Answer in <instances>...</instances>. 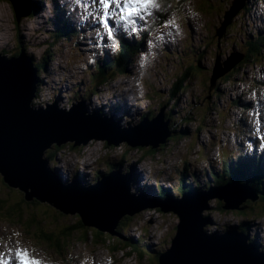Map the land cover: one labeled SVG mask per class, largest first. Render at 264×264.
I'll use <instances>...</instances> for the list:
<instances>
[{
	"label": "rangeland",
	"instance_id": "obj_1",
	"mask_svg": "<svg viewBox=\"0 0 264 264\" xmlns=\"http://www.w3.org/2000/svg\"><path fill=\"white\" fill-rule=\"evenodd\" d=\"M41 1L44 2L43 0ZM50 1L53 2V0ZM165 1L168 0H156L158 7L161 8L163 25L155 29L154 32L158 31L162 32V34L150 36L141 46L140 43L134 44L143 53H139L132 62L131 66L133 69L130 70L132 73L115 75L112 81L101 84L96 89H94V76L98 68L97 62L87 59V55L81 56L82 52L87 54V46L73 51L72 38H65V41H59L51 47V50L50 48L48 49V56L51 57L47 58L45 50L48 43L37 46L36 42L39 43L40 40H46L48 36L49 41L52 40V36L49 35L48 31L53 28V19L47 16L49 23L45 24L43 28L42 26L38 28L39 25L34 27V30L41 29L37 32L24 28L22 35L25 34L27 37L31 35L30 41L32 43H27V46L31 48V52L35 54L38 61L45 57V62H47L46 71L40 77V90L37 94L38 98H36L39 99V104L36 106L45 107L47 102H55L57 96L56 105L61 109H69L72 100L75 102L76 100L87 99L85 107L89 113L99 111L105 115H112L114 117L107 115L108 119H113L115 122L112 121L119 126L136 125L146 114L151 117L159 114L162 107L165 114H171L173 101L165 100L168 98L172 83L178 80L186 70L190 71L189 69L192 68L190 62L195 63V56L192 51L202 57L201 61H198L201 66L197 69V75L193 74L196 73L193 70L188 75L187 91L181 95L177 107H175L178 112V116L173 118L177 121L176 131L173 136L171 135L172 137L170 136L171 141L167 140L165 142L166 147L164 149L159 151L156 149L157 151L151 154L152 157H148L149 155L143 154V151H136L137 147H130L126 142H121L118 145H107L102 140H91L85 145L75 148L70 147V142L63 144L62 148L53 147L55 146L53 145L45 151L44 156L47 157L55 148H60L55 156L57 162L53 161L50 166L55 168L62 180H67L70 183L74 179H79L78 176H73L78 172L84 176L82 183L89 185L99 177L100 173H107L110 171L111 165L117 164V167L123 173L129 171L134 174L139 173L136 176L137 181L134 179V174L131 176L133 191L141 192L140 190L144 187L143 183L144 185L150 183L151 187L146 190V185L144 189L147 194H154L155 190L152 185L154 177L166 186L171 184L176 190L177 176L180 175L181 170L187 174L196 173L197 175L195 178L187 179L186 182L196 179V182H198L196 184L204 186L206 181H211L210 177L208 178L207 176V169L209 173L219 169L216 168L215 163L221 160L213 159L217 155V151L219 159H223L225 149L232 150L230 146H233L235 142L241 140L245 141L244 145L247 144L246 141L250 138L249 129L252 117L250 118L249 112L244 111L243 114L246 119L250 118V120L243 121L239 118L241 111L238 109L237 102L241 101L234 98L238 93H243L241 94L242 96L248 91L251 83L255 80L254 77L263 76L264 65L255 66L260 64L263 54L254 58L258 63L249 62L241 65L239 71L235 72L229 81H218L215 85H211L212 89L210 92L208 91L209 76L217 55L219 56L222 53L224 55L222 57L226 58L234 48L237 51L244 50L246 46L244 39L251 35L256 36L259 34L264 38V12L261 11L264 0H251L246 10L240 11L231 17L230 27L228 26L229 28L227 27L223 33L220 31L221 23L224 21V15L230 9L233 0H179L169 4H166ZM31 2L37 3L38 0H31ZM253 2L255 3V8L250 10L249 6ZM40 4L42 3L40 2ZM160 4L163 5L160 6ZM48 5H50L49 1ZM171 7L173 9L168 12ZM42 8L41 6V10ZM153 8L154 6H148V8L142 10L150 20H153V17L156 16L153 14ZM159 16L161 17V15ZM12 17V9L5 0H0V26L5 29V31H0V33L5 38L8 36L10 38L11 36L9 42H5L6 39L0 37V53L6 56H11L9 53L16 51L17 48H20V45L23 46L21 37L16 39L17 34L21 35L22 24L27 27L34 25L31 20L22 19L23 21L17 22ZM185 19L186 22L184 23ZM39 20L42 21V19ZM170 21L172 23H169ZM186 28L190 30H186ZM174 31L180 36L179 39L184 41L182 40L179 44L174 42L173 36L169 34L171 32L176 37ZM217 31L221 33L219 36L221 39L216 37V35L218 36ZM35 35L39 37L37 41H35ZM23 39L25 40V36H23ZM58 39L60 38L55 37L53 42ZM186 40H190L191 43L187 45ZM155 44L160 45L165 50L168 49V54L163 55L157 63H155L152 54ZM75 47L78 46L76 45ZM240 54L243 55V52ZM156 56L159 55L156 54ZM169 57V60H164ZM63 67L65 70L62 69ZM237 67H239V64ZM74 68L76 69L74 70ZM66 69L70 71L69 74ZM239 76L241 78H238ZM215 88L221 91L220 99H217L214 95L209 97L212 91H216ZM132 89L134 91L137 90V96L130 95ZM91 90L96 91L94 93L97 94L89 93ZM125 95L128 100L124 98ZM256 95L255 93L254 97ZM135 97L140 99L138 109L131 107ZM213 98L217 100H215L214 104L212 103L211 106L213 108L208 110L205 104H208V101L213 100ZM242 99L252 102L254 100L251 97V92ZM87 101L91 104L87 105ZM89 108H94L93 112ZM181 118H187L188 121H182L183 119L181 120ZM127 121H130V125H128ZM235 124L237 127L245 129V132L239 131ZM259 126H261V122L255 126L257 132L260 130ZM234 129L235 135L232 133ZM250 142H254L256 146L259 145L257 140ZM201 148H204V153L199 155ZM94 151V154L89 155L90 152ZM139 157V163L135 167L136 171L131 170V164H134ZM225 159L232 161L236 159V156L234 158L225 157ZM263 163L264 159L262 160V165ZM210 164H214V166L211 167ZM2 183L4 182L0 175V200L6 198L7 202L13 203V200L23 199L24 192ZM174 195L177 197L179 194ZM35 201L36 204H48L47 202ZM209 203L210 208L204 212L212 220L211 225L208 226V232H222L226 228L225 226L238 224L242 219L237 217V213H239L237 209H222L220 211L218 203L221 202L210 200ZM253 204L257 208H264V202L259 201V199ZM6 207H8V204ZM36 207L38 205L33 203L27 205L22 203L21 206L18 205L17 207L18 214L11 212V208H9V212L1 207L0 232L2 229L8 228L12 235V241L8 244L12 250H26L28 256L40 261V264H155L154 261H150L153 259L152 252L157 250L161 252L170 247L171 239L175 234L176 224L178 223V218L173 213L164 214L157 208L146 210L130 217L126 231L123 234L119 232V236L115 235L117 241L104 232L103 234L107 240L101 242L95 238L96 232L92 231L90 233L94 237H91L90 233L87 232V237L83 240L82 236L85 230L80 228L78 232L74 233L72 239L67 242L69 248L65 249L63 244V248H60L55 245L54 240H48V235L51 232H59L63 226H68V224L75 222L74 215L77 214H63L48 204V207L62 214L58 216L55 212L53 217L49 218L48 214L45 215L43 211L41 212ZM260 209L252 211L251 216H248V219L244 217L243 221L252 220L258 225L256 227L251 226L249 235L257 243L264 245V212L260 213ZM36 211L39 213H36ZM48 212L50 213L49 210ZM247 213L248 211L245 214ZM86 228L92 229L93 227ZM125 237L142 239L136 241V246L132 245L135 251L130 253V255L125 254L129 250L123 246V243L127 240ZM112 241L120 244L117 251L109 249ZM136 250L142 251L144 256L139 257V252ZM16 260L17 264H19L20 260L18 257ZM16 260L3 258L1 263L12 264Z\"/></svg>",
	"mask_w": 264,
	"mask_h": 264
},
{
	"label": "water",
	"instance_id": "obj_2",
	"mask_svg": "<svg viewBox=\"0 0 264 264\" xmlns=\"http://www.w3.org/2000/svg\"><path fill=\"white\" fill-rule=\"evenodd\" d=\"M5 1L17 22L30 15L31 0ZM244 4V0H233L224 15L221 32ZM218 34L221 35L219 31ZM242 57L232 52L223 62L216 58L210 90ZM36 76L37 70L24 54L10 59L0 54V175L4 183L24 192L28 202L35 199L63 214H78L85 226L111 235L116 234L123 216L156 208L164 214H175V234L170 247L160 254L159 264H264V253L238 229L229 227L223 233H208L205 229L211 223L208 216H203L210 208V200L221 202L223 210H240L243 202L259 199L260 194L248 185L226 183L201 193L185 192L179 199L154 201L135 196L131 192L132 175L119 170L103 175L89 187L62 185L44 156L53 145L70 142L77 147L102 140L107 145L126 142L130 147L155 149L171 136L169 122L163 107L159 114L145 117L133 127L119 126L98 113L86 114L84 101L66 110L55 104L35 108Z\"/></svg>",
	"mask_w": 264,
	"mask_h": 264
},
{
	"label": "trees",
	"instance_id": "obj_3",
	"mask_svg": "<svg viewBox=\"0 0 264 264\" xmlns=\"http://www.w3.org/2000/svg\"><path fill=\"white\" fill-rule=\"evenodd\" d=\"M245 9H247V8H245ZM37 11H38V6H35L33 4L31 6V15L36 14ZM158 19L162 20V14H161V17L159 16ZM158 19L156 18L153 21H151L150 24H149V28L155 29V28L159 27L161 21H159ZM63 34H64L63 32H60V33L56 32V33L52 34L51 35L52 36V40H54L55 37H59V38L63 37L64 36ZM23 36H25V40L23 39ZM21 39H22L23 46L28 51L26 56L31 61L32 68H35L37 70V76H36V79H35L36 80V82H35V96L33 98V101H34V99H35V101L32 104V106L34 107L35 105L39 104L38 103L39 99H36V98H38L37 94H38V92L40 90V88H39L40 87V83H41L40 77L42 76V73L44 74V72L46 71L47 62H45V60H46L45 57H43L41 59V61L37 60L35 54L31 52V48L27 46V43H29V40H28V37L25 34L21 36ZM246 45H247V48H246L247 51L246 50L243 51V52H245L244 56H246V57H244V59L239 63V67H237L238 64L235 65L233 70L227 76L221 78L219 81H222V82L227 81L228 79H230L232 77V75L235 74V72L239 71L241 65H244V64L248 63L249 61H254V58L257 55H259L262 51H264V49H263L264 48V38H262V37H254L253 35H251L250 37H248V39L246 41ZM192 52L194 53L195 60H197L196 63L191 64L192 68L189 69L190 71L186 70L184 72V74L181 75V77L178 80H176L175 82L172 83V85L170 87V90H169V93H168V98L165 100V101H169V102L173 101V104H172L173 108L171 110V114H169V113L165 114V118L169 122V128L171 129V135L172 136H173L174 132L176 131L175 127L177 126V121H175L173 119L175 116L176 117L178 116V112L175 109V107H177V103H178L181 95H183L185 93V91H187L188 75L191 73L192 70H193V72H196V73H193V74L197 75V72H198L197 69L201 66V63H199L198 61H201L202 57L200 55H198L197 53H195L194 51H192ZM136 53H138V47L137 46L132 45L130 43H123V41H121V46H120V49H119L117 55L113 59L110 58L108 60H103L102 64H100L98 66V69H97V74L98 75H97V78L95 77L97 79V81H96L97 84L105 82V81H108V76L110 74L115 75V74H119V73H122V74L126 73L127 72V67L130 64L129 56L131 57V56L135 55ZM222 56H223L222 53L218 56V57H220V60L221 59L223 60ZM113 75L110 76V77H113ZM210 76H211V73H210ZM210 76H209V78H210ZM208 89H209L208 91L210 92L211 91L210 90V83H209ZM215 90L216 91H212L209 94V97H213V95H214V97H216L217 99H220L221 91H219L217 88H215ZM57 98L58 97L56 96L55 100ZM216 98H213V100L208 101V104H205V106L208 108V110H211L213 108L211 105H212V103L214 104L216 102L215 101V100H217ZM145 117L148 118L149 116L145 115V116L142 117V119H144ZM182 119L183 118H181V120ZM184 120L186 122L188 121L187 118H184L182 121H184ZM128 124H130V123H128ZM170 138H168L167 140L171 141ZM160 145H159L160 148H158L159 147L158 146L155 149H153L151 147H137L136 151H143V154L149 155L148 157H152L151 154H154L157 150L159 151V150H162V149H164L166 147L165 143L160 144ZM71 146H72V144H70V147ZM54 147H58V146H54ZM59 147H61V146H59ZM59 150H60V148H55V150L53 152H51V154L49 156H47V159L49 161L54 159V156H55L56 152H58ZM253 162L256 165V166L253 165V169H254L253 172H250L251 171V167L249 166L248 163H242V164L240 163L239 165H237L236 170H235L234 173H232L231 170H230L231 166L228 169L227 168L215 169L216 172L211 175L214 178V181H208L207 185H204V187H202V186H200L198 184H196L197 186L196 185L194 186V184L192 182H186V179L188 178L189 174L182 172V173H180V175L177 176V182H178L177 183V189L174 190L173 186L165 188V187H162L161 185H159L158 186V192L156 194V198L159 199V200L171 199L172 197L173 198L176 197V195H174V194L182 195L187 190H191V189H196L197 191L204 190V189L206 190V189L209 188L208 187L209 185L212 186V185L224 184L226 182H237V181H239L241 183L247 184L248 186H250V188H252V189L256 190L257 192H259L261 194L260 201L263 202L264 201V168L262 166L258 165L259 163H258V158L257 157H256V159H253ZM49 169H50V171H52V173H54L56 175H59L55 171L54 167L49 166ZM2 184H4V183H2ZM8 191H10V189H8ZM5 199L6 198H2L0 200V209H2L1 207H3L7 211H9V208H11L12 209L11 212H16L17 214H18V209H17L18 205L21 206L22 203H24L25 205L33 203L34 205H38V207H36V209L40 210L41 212L43 211V213L45 215L48 214L49 218L51 216L53 217V214H55V212L58 214V216L62 215L61 213L57 212L53 208L48 207V205H46V204L39 203L40 204V206H39V204H36V201L34 199L31 200L30 202H28L27 200H25L24 196H23L22 200L21 199L13 200L14 201L13 203L7 202ZM7 204H8V207H6ZM218 204H219L218 209H220V211H221L222 210V208H221V204L222 203H218ZM241 207H244L245 210H238L239 213H237V217L238 218L241 217L242 219L240 221L238 220L239 221L238 224L231 225V227L232 228H236L240 232L246 234L249 237V241L252 242L260 252L264 253V245H261V244L257 243V241L255 239H253L252 237H250V235H249V230L251 229L250 222L249 221H243L244 217L248 219V216H251V214H252L251 212L252 211L259 210L261 207L257 208V207H255V205L253 203H250L249 201L244 202L243 204H241ZM48 210L50 211V213L48 212ZM7 211H4V212L8 213ZM247 211H248V213L245 214ZM263 212H264V208H261L260 209V213H263ZM36 213H39V212L36 211ZM19 214H20V212H19ZM9 216H10V214H9ZM54 217H55V215H54ZM74 218H75V222H73L72 224H68V226H66V225L63 226L62 228H60L59 232H51L48 235L49 238H47V239L50 240V241L54 240L55 241V245L57 247H60V248L64 247L65 249H67V247H68L67 242L70 239H72L74 233L76 231L78 232L80 228H84L85 231H84V234L82 236L83 240L86 239V237H87L86 233L87 232L90 233V231L96 232V237L95 238L99 239L101 242H105L107 240V238L104 236L103 233H100V232L96 231L95 229H87L86 226L82 223L81 218H80V216H78V214L74 215ZM130 219L131 218L128 217V216L122 217V219L120 220V222L117 225L116 231L120 232V233L122 232V234H123V232H125L126 229H127L126 227L129 224V220ZM208 226L205 227L206 230L209 228ZM225 227H226L225 230L227 228H229V226H225ZM90 236L94 237V235L92 236L91 233H90ZM125 238L127 239L126 241H128L127 243H130L131 245H134V246H136V241L142 240V239L129 238V237H125ZM113 239H116V238L114 237ZM116 241L110 242L109 249L111 251H117L119 249L120 244L116 243ZM62 244H63V247H62ZM124 244H123V246L127 247ZM144 245H146V244H144ZM146 247H147V245H146ZM130 248L132 250L129 249L128 252H126V255H130V253L132 251H135V249H133L132 247H130ZM167 249L168 248H166L165 250H163L161 252L159 250H157L155 252H152L153 253L152 254L153 259L150 260V261H152V262L154 261L155 264H159V256H160V254L165 252ZM149 251L151 252V250H149ZM138 252H139V257H141V254H140L141 251H138Z\"/></svg>",
	"mask_w": 264,
	"mask_h": 264
},
{
	"label": "snow or ice",
	"instance_id": "obj_4",
	"mask_svg": "<svg viewBox=\"0 0 264 264\" xmlns=\"http://www.w3.org/2000/svg\"><path fill=\"white\" fill-rule=\"evenodd\" d=\"M100 4H102L105 8H107L110 3H119V0H99ZM131 5H136L138 7H131ZM148 6L158 7L156 0H126L124 4V13L126 15H131L135 12H138L139 8H147ZM124 18L123 16L121 17ZM101 23L105 29H107L108 37H112L113 33L111 31L110 25L107 20L101 18ZM169 23H172L171 21ZM16 256L20 260V264H40V261L31 258L28 256L27 251L23 249L16 250Z\"/></svg>",
	"mask_w": 264,
	"mask_h": 264
},
{
	"label": "bare ground",
	"instance_id": "obj_5",
	"mask_svg": "<svg viewBox=\"0 0 264 264\" xmlns=\"http://www.w3.org/2000/svg\"><path fill=\"white\" fill-rule=\"evenodd\" d=\"M54 1V0H53ZM139 16V14L137 13L136 15H135V17H138ZM64 26V25H63ZM67 30H68V28H67ZM68 33L70 34V30H68ZM1 39V38H0ZM63 70H65V68L63 67L62 68ZM134 72V71H133ZM127 83V82H126ZM119 84V83H118ZM123 84V83H122ZM122 86V85H121ZM120 87V86H119ZM118 91V90H117ZM122 91V90H121ZM117 93V92H116ZM115 94V93H114ZM118 94V93H117ZM241 94H243V93H241ZM241 94H239L240 96H241ZM91 103L89 102V101H87V105H90ZM91 111L92 110H94V108H89ZM102 109H103V107H102ZM93 112V111H92ZM103 113V112H102ZM90 114H92V115H94V113H90ZM95 116V115H94ZM100 117H102V118H106V119H108V116L107 115H105V114H100L99 115ZM98 116V117H99ZM111 117H114V116H112V115H110ZM108 120H110V121H112L111 119H108ZM114 121V120H113ZM112 121V122H113ZM115 122V121H114ZM250 142V141H249ZM95 153V151L94 152H90V154L89 155H92V154H94ZM240 174V173H239ZM254 176V175H253ZM256 176V175H255ZM234 177V176H233ZM130 180H132V177H131V179ZM164 217V216H163ZM167 219V218H166Z\"/></svg>",
	"mask_w": 264,
	"mask_h": 264
}]
</instances>
